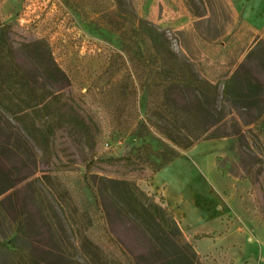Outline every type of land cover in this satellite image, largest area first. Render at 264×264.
Instances as JSON below:
<instances>
[{
    "label": "rangeland",
    "instance_id": "rangeland-1",
    "mask_svg": "<svg viewBox=\"0 0 264 264\" xmlns=\"http://www.w3.org/2000/svg\"><path fill=\"white\" fill-rule=\"evenodd\" d=\"M262 5L264 0H0V28H6L14 59L39 89L63 91L68 97L64 109L75 117V123L65 121L54 129L45 152L25 141L17 127L11 151L0 131V158L16 180L6 193L13 191L11 203L21 218L17 227L10 201L1 200L0 242L15 236L43 264H87L78 246L85 233L124 264H138L137 255L148 251L150 241L92 186L102 175H138L139 188L164 205L152 187L158 170H152L164 158L159 149L165 148L176 152L172 160L180 157L179 170H208L222 194V203L201 200L204 195L192 201L199 208L225 207L219 223L189 232L181 228L199 258L205 264H264V134L253 121L264 113V35L254 25ZM137 17L162 29L179 56L217 83L222 123L231 133L240 127L242 136H212L221 129L212 126L192 147L182 148L150 126L147 95L156 92L160 72ZM35 38L48 42L66 81L42 77L24 46ZM236 67L263 85L250 106L221 94ZM176 102L188 104L179 97L171 104ZM141 143L151 148L146 155L154 164L126 165L118 158L134 154L132 148ZM0 264H19L1 244Z\"/></svg>",
    "mask_w": 264,
    "mask_h": 264
},
{
    "label": "trees",
    "instance_id": "trees-1",
    "mask_svg": "<svg viewBox=\"0 0 264 264\" xmlns=\"http://www.w3.org/2000/svg\"><path fill=\"white\" fill-rule=\"evenodd\" d=\"M136 21L142 37L148 38L153 44L154 60L160 72V79L155 84L156 92L149 90L147 95L145 113L150 126L182 148L192 147L212 126L221 128L212 136H242L240 127L237 126L231 133L222 123L224 112L217 106V83L200 75L190 60L179 56L162 29L141 17H137ZM6 32L5 27L0 28V131L6 133L8 140L5 146L11 151L15 147L13 127H17L22 131L25 141L27 137L45 152L54 129L65 121L75 123V117L64 109L68 97H65L63 91L49 88L41 90L33 84L30 75L14 59L13 46ZM24 46L35 66L41 69L45 80H67L45 39L35 38ZM262 86L261 82L240 73L239 67H236L223 81L221 94L224 98L241 101L242 104L250 106ZM178 97L188 101V104H171ZM253 121L258 131L264 134V113L260 115V120ZM141 126L146 131L147 126L143 121ZM80 130L85 132L82 127ZM133 149L137 150L134 154L128 153L118 158L123 159L126 165L135 162H142L144 166L154 164L146 155L152 153L148 144L141 143ZM159 152L164 158L155 163L152 173L177 156L176 152L165 148L159 149ZM138 177L127 174L102 175L99 177L100 184L92 186L96 196L104 194V198L134 221L150 241L148 251L137 255L138 264H205L185 237L172 210L139 188L136 182ZM14 178L13 168L6 166L0 158V195H3L0 202L3 199L10 201L8 208L11 209L13 221L18 227L21 218L18 217L15 203H11L13 191L6 193L16 184ZM7 210L3 214L8 215ZM0 244L10 250L19 264H43L41 258L17 242L15 236ZM78 246L87 264H124L122 259L102 246L98 239L85 233L78 238Z\"/></svg>",
    "mask_w": 264,
    "mask_h": 264
},
{
    "label": "crops",
    "instance_id": "crops-1",
    "mask_svg": "<svg viewBox=\"0 0 264 264\" xmlns=\"http://www.w3.org/2000/svg\"><path fill=\"white\" fill-rule=\"evenodd\" d=\"M253 8L256 7L253 5ZM263 8L264 5L259 10ZM254 25L258 26L255 27L256 31L264 35V11ZM179 158L171 160L154 174L152 187L160 192L164 204L172 210L178 225H182V227L179 225L180 228L189 232L193 227L201 229L213 227L217 222L219 223L220 216L226 211L225 207L216 210L212 207L199 208L194 206L192 201L195 195H204L200 197L201 200L206 197L213 203H222L221 191L214 184L215 180L208 170L194 168L195 170L191 172L188 169L186 173L179 170L176 166Z\"/></svg>",
    "mask_w": 264,
    "mask_h": 264
}]
</instances>
